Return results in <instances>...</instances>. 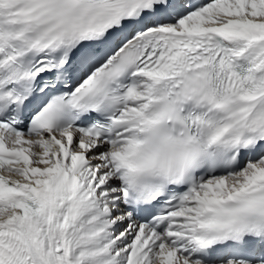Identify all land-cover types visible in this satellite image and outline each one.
<instances>
[{
    "label": "snow or ice",
    "instance_id": "obj_1",
    "mask_svg": "<svg viewBox=\"0 0 264 264\" xmlns=\"http://www.w3.org/2000/svg\"><path fill=\"white\" fill-rule=\"evenodd\" d=\"M0 264H264V0H0Z\"/></svg>",
    "mask_w": 264,
    "mask_h": 264
}]
</instances>
